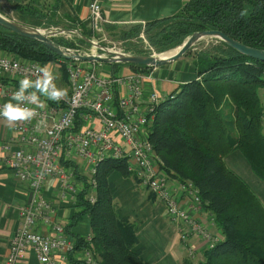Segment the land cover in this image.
<instances>
[{
    "label": "trees",
    "instance_id": "1",
    "mask_svg": "<svg viewBox=\"0 0 264 264\" xmlns=\"http://www.w3.org/2000/svg\"><path fill=\"white\" fill-rule=\"evenodd\" d=\"M5 1L13 15L2 9L0 13L21 23L45 30L77 29L92 38L91 32L63 21L57 6H45L41 0ZM134 26L144 29L152 47L149 52H132L137 55L168 52L193 33L206 30H219L244 45L264 50V0H191L174 16ZM54 41L77 51L78 45L89 47L79 37L66 41L57 36ZM216 41L211 49L196 54L197 79L181 85L155 107L146 134L159 159L160 173L168 180L192 183L201 207L214 217L221 237L204 252L203 264H264V205L224 160L231 152L240 151L254 174L264 181V62ZM0 51L40 65L57 63L61 72L58 83L67 88V69L72 61L42 44L0 26ZM96 65H108L114 74L126 66L141 73L150 69ZM14 85L18 87V81ZM84 114L87 111L78 112L76 126ZM127 167V159H102L93 176L95 187L91 179L84 178V189L77 196L81 212L71 226L87 214L91 240L77 238L75 250H89L99 264H144L134 226L118 217L114 202L117 188L109 180L115 171L132 176Z\"/></svg>",
    "mask_w": 264,
    "mask_h": 264
},
{
    "label": "built area",
    "instance_id": "2",
    "mask_svg": "<svg viewBox=\"0 0 264 264\" xmlns=\"http://www.w3.org/2000/svg\"><path fill=\"white\" fill-rule=\"evenodd\" d=\"M102 1L92 0L89 5L92 31L97 35L103 31L105 22ZM40 66L0 56V107L18 90L14 81L25 76L35 80ZM51 68L57 87L62 88L58 83V74L53 66ZM68 72L67 96L59 103L48 100L49 106L38 108L33 120L14 127L16 137L0 143V167L14 172L28 184L33 194L31 202L20 209L21 224L12 238L4 264H20L30 256H35L39 264H63L75 251V244L68 239L65 226L55 221L53 204L42 194L48 178L59 181L62 198L75 193L71 171L60 164L66 147L92 165L90 179L94 187L93 176L99 161L105 158L127 159L128 172L132 177L164 204L168 218L179 228L180 240L188 245L190 239L198 234L206 249H212L216 244L215 236L177 200L179 196H186L201 208L198 190L192 183L170 187L169 180L159 171V159L148 140L146 127L153 120L155 107L164 101L160 95L152 93L142 107L140 81L129 77L126 82L127 96L118 100L116 108L112 106L117 101L112 87L124 80L100 76L94 66L87 69L84 63L79 62L70 63ZM26 106L34 107L31 104ZM81 110L87 111L88 118L96 117L101 127L96 129L83 125L81 130L76 131V118ZM0 121H4L3 118ZM115 134L125 142V147L116 142ZM93 147L96 152H92ZM90 201L94 202L95 198L90 196ZM40 225L46 227V231H40ZM86 240L90 241L91 236ZM188 256L195 258L193 248ZM85 264H99L89 250H85Z\"/></svg>",
    "mask_w": 264,
    "mask_h": 264
},
{
    "label": "crops",
    "instance_id": "3",
    "mask_svg": "<svg viewBox=\"0 0 264 264\" xmlns=\"http://www.w3.org/2000/svg\"><path fill=\"white\" fill-rule=\"evenodd\" d=\"M91 1L41 0V3L48 7L57 6V14L63 21L75 24L80 30L93 32L89 10ZM189 1L191 0H103L105 22L103 31L98 35L107 32L116 33L119 29L145 25L148 22L174 16ZM6 55L8 54L0 51L1 57ZM96 64L94 63L93 66L100 76L124 80L112 87L117 99L112 106L116 108H118V100L127 96L126 82L129 77L138 78L140 81L142 107L147 104L152 93H158L161 99L165 100L181 85L197 79L194 52L172 64L150 68L147 73L126 66L119 68L114 74L108 65ZM41 99L44 102L43 107L49 106L48 100L43 97ZM86 115L82 116L81 124L76 126L78 129L81 130L82 123L84 126L90 125L96 129L101 127L96 117L88 118ZM14 137H16L14 128L8 127L6 121H0V143ZM114 137L119 145L125 147V142L118 135L115 134ZM96 151L97 149L93 147L92 152ZM224 160L228 168L248 184L264 205V181L254 174L242 153L238 150L233 151L226 155ZM60 164L71 171L75 193H69L66 198H62L59 181L48 178L44 183L42 194L54 206L55 221L65 226L68 239L75 243L77 238L87 239L91 236L90 219L87 214L83 215L75 225L71 226V224L77 213L81 212L77 204V196L84 189V178L88 180L91 178L92 165L76 151H70L67 147ZM109 180L117 188L114 202L118 217L127 219L134 226L139 246L142 248L141 257L144 264H203V255L207 250L204 242L192 237L189 244L185 245L180 240L178 226L168 218L164 204L159 202L147 188L132 176L123 175L118 171L113 172ZM181 184L176 180L169 181L170 187L173 188ZM94 193L92 191V195ZM30 194L31 190L26 182L21 181L11 170L0 167V264L6 261L12 238L21 224L20 209L29 203ZM177 200L182 208L202 222L213 235L221 237L214 217L209 211L196 207L189 197L179 196ZM39 230L44 232L46 227L40 225ZM192 248L195 252L194 259L188 256ZM20 264L39 263L35 256H30ZM63 264H85V250H75Z\"/></svg>",
    "mask_w": 264,
    "mask_h": 264
},
{
    "label": "water",
    "instance_id": "4",
    "mask_svg": "<svg viewBox=\"0 0 264 264\" xmlns=\"http://www.w3.org/2000/svg\"><path fill=\"white\" fill-rule=\"evenodd\" d=\"M0 26L30 40H34L50 51L54 52L61 58L72 62L79 63H106V64H128L135 66H143L147 68H157L172 64L190 53L194 46L205 38H214L223 42L225 45L231 47L242 55L260 60L264 62V50L249 47L244 45L219 30H206L195 32L190 35L181 46L171 51H176L174 54L165 56L164 54L171 52H164L161 54L151 55H137L125 52H118L111 48L89 38L77 29H51L45 30L21 23L13 18L0 13ZM74 35L81 38L89 46L96 49V52L90 54L80 53L77 50L65 47L54 41V38L60 35ZM33 194H30L29 203L31 202Z\"/></svg>",
    "mask_w": 264,
    "mask_h": 264
},
{
    "label": "clouds",
    "instance_id": "5",
    "mask_svg": "<svg viewBox=\"0 0 264 264\" xmlns=\"http://www.w3.org/2000/svg\"><path fill=\"white\" fill-rule=\"evenodd\" d=\"M55 80L50 63L38 67L35 80L28 76L19 79L18 90L0 107V118L7 122L8 127L14 128L36 117L37 109L44 106L42 97L59 103L67 96V89L58 88ZM29 104L34 107L26 106Z\"/></svg>",
    "mask_w": 264,
    "mask_h": 264
},
{
    "label": "rangeland",
    "instance_id": "6",
    "mask_svg": "<svg viewBox=\"0 0 264 264\" xmlns=\"http://www.w3.org/2000/svg\"><path fill=\"white\" fill-rule=\"evenodd\" d=\"M29 1H31V0H29ZM0 9H2L6 13H9L10 15H13L12 8L10 7V5L5 0H0ZM142 26H145V25H142ZM60 28L61 27H53L52 29H60ZM49 30H51V29H49ZM91 34H92V39L96 40L97 42H100L101 44H103L109 48L120 50V51L125 52V53H131L132 54V52H140V51L149 52L150 50H152V47L150 46L149 42L147 41V39L145 37L146 35L144 33L143 28L137 29V28H135V26H132L130 28L119 29L118 31H116V33L107 32V33H103L102 35H97L96 33L93 34V32H91ZM60 36L64 37V40H66V41L67 40L73 41V40H75V37H77V36L69 35V34L60 35ZM216 40H218V39H214V38L202 39L201 41H199L194 46V48L191 52H194V55L196 56V54L201 52V51H206L208 49H211L213 46L218 44V42ZM77 48L79 50L78 52L84 53V54H90L94 51L96 52V49L92 48L91 46L88 47L85 45H78ZM147 54H150V53H146L145 55H147ZM154 54H159V53L154 52ZM7 57H10V56L6 55L5 58H7ZM22 61L33 62V63L39 64L38 62H35V61H27V60H23V59H22ZM56 64L57 63H55V64L53 63L50 65L54 67L55 72H56V74H58V77H59L61 72L58 70V66ZM93 64L94 63H84V66L87 69H89V67L92 66ZM143 73H147V72H143ZM67 74L69 75L68 69H67ZM263 91H261V92H263ZM197 221L200 222L199 220H197ZM200 223H202V222H200ZM210 234L213 236V234L211 232H210ZM194 237H196L201 242L202 239L200 238V236L198 234L195 235ZM215 238L217 239V241H216V239H214V240L217 243L219 240V236H215Z\"/></svg>",
    "mask_w": 264,
    "mask_h": 264
},
{
    "label": "bare ground",
    "instance_id": "7",
    "mask_svg": "<svg viewBox=\"0 0 264 264\" xmlns=\"http://www.w3.org/2000/svg\"><path fill=\"white\" fill-rule=\"evenodd\" d=\"M176 51H171V52H168V53H166V54H164L165 56H169V55H172V54H174Z\"/></svg>",
    "mask_w": 264,
    "mask_h": 264
}]
</instances>
